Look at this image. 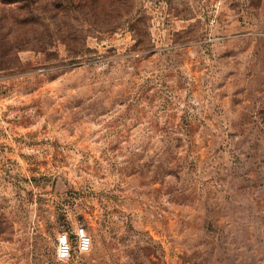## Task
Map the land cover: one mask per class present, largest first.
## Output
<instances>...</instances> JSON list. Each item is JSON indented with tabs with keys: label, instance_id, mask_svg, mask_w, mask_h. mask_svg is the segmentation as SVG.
<instances>
[{
	"label": "rangeland",
	"instance_id": "rangeland-1",
	"mask_svg": "<svg viewBox=\"0 0 264 264\" xmlns=\"http://www.w3.org/2000/svg\"><path fill=\"white\" fill-rule=\"evenodd\" d=\"M264 264V0H0V264Z\"/></svg>",
	"mask_w": 264,
	"mask_h": 264
},
{
	"label": "built area",
	"instance_id": "built-area-1",
	"mask_svg": "<svg viewBox=\"0 0 264 264\" xmlns=\"http://www.w3.org/2000/svg\"><path fill=\"white\" fill-rule=\"evenodd\" d=\"M91 238L82 225L72 230H62L55 237V260L57 264H81L79 256L89 253Z\"/></svg>",
	"mask_w": 264,
	"mask_h": 264
}]
</instances>
